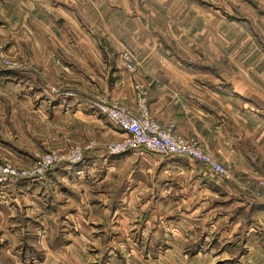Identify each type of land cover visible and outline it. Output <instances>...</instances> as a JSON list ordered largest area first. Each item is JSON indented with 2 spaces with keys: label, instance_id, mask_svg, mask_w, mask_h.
<instances>
[{
  "label": "rangeland",
  "instance_id": "374dc122",
  "mask_svg": "<svg viewBox=\"0 0 264 264\" xmlns=\"http://www.w3.org/2000/svg\"><path fill=\"white\" fill-rule=\"evenodd\" d=\"M36 1L39 2V0ZM43 1L55 7V9L50 8L45 11L47 14L51 12L54 16L59 14L61 21L59 29L61 34H64L61 37H64L65 40H74L70 31L75 29L77 40V36L83 39L86 35L92 40L95 38L97 42L100 40L105 43L106 37H111L110 35L113 34L111 25L115 21L125 19L127 20L125 22H128L134 19L135 22L138 21L139 26L142 27L141 30L146 34H149L148 29L150 33L156 34L158 46L168 49L172 53L185 50L191 53L196 60L189 63L212 66L215 73L209 76L210 80L250 84L251 87H246V91L254 96L264 98V87L259 89L255 85L259 82L264 83V0H194L197 4L199 2L206 4L203 6L204 8H207V5L210 6H208L210 9L203 11L209 12L208 15H204L206 19L220 20L221 42L219 48L218 43L212 44L214 45L213 50H217L219 54L215 57L214 55L210 56L209 58H214L208 60L197 58L207 50L196 43V40L193 41L195 43L189 44L180 42V27H167L165 26L166 21L163 19L153 18L154 11L149 9L151 0ZM152 1L162 7L166 6L163 4L164 2L173 3L175 15L182 13L181 6L189 5L191 7L193 4L191 0ZM156 11L161 13L156 14L157 16H163L162 9ZM191 13L190 11L189 16ZM119 15L122 16L119 17ZM70 19H76L75 28L72 23L68 22ZM46 25L48 26L45 23L44 26ZM14 29L18 30L13 36L15 42L6 43L7 51L4 43L0 41L2 50L0 67L19 70L21 65L18 52L25 46V42L21 41L20 43L18 39L26 33H20V28ZM23 29L26 31L29 28ZM45 30L51 31V28L45 27ZM32 34L35 35V28H33ZM233 34L236 39L235 45H232L233 39L230 38ZM60 42L62 41L60 40ZM93 51H95L94 47ZM209 51H211L210 48ZM125 53L131 56V67H128L124 60ZM121 56L125 68L133 71L134 59L131 52L124 50ZM137 83L143 84L139 81L134 83V108L102 100L99 96L93 99V106L95 103L103 102L136 112L137 90L135 86ZM18 88L5 95L7 97L5 103L3 94H0V212L6 210V205L2 201L5 197H7V212L11 213L29 212L33 204L31 203V206L27 203L29 199L27 196L35 198L39 195L48 199L57 193L56 200H65L64 194H67V191L64 189H66L65 186L70 185L67 184V181L61 182L63 185L60 189L55 187L52 182L45 188L44 184L40 182H44L53 166L79 163L87 152H100L106 154L107 158L130 151L144 152L141 153L143 155L153 153L155 157L143 160L144 165L149 164L146 168H151L150 171L143 169L142 173L141 170V176L149 175V172L152 174L154 168L152 165L156 164V168L157 163L165 159L189 162L188 159L181 156L149 152L142 147L132 146L125 135L115 132L114 125L108 117L100 113L106 119L107 124L105 119L102 124H99L94 120L95 118L93 121L77 120L76 118V122L72 120L74 117L69 120L68 117L63 119L58 116L51 119L50 111L46 107L39 108L35 102H23L17 98L19 97ZM146 90L148 101L149 90L147 87ZM161 125L170 128L173 132L171 126ZM123 142L128 143L126 146L128 150L120 154L109 155L111 147ZM77 150L82 152L81 160L78 162L67 160ZM208 153L213 156L210 152ZM213 157L226 171L225 175L220 178L227 177L226 181L230 183H226L227 186L223 187L226 190L221 188L222 192L218 187L216 192L211 187L203 185L205 176L213 178L215 181L218 175L211 171V173L208 171L204 173V170L195 164L198 162L193 160H190L192 164L182 161L183 169L180 170L168 169L169 167L166 166L164 168L168 170L160 173L156 170V175L159 173L168 179L170 173L176 174L175 176L178 178L179 174H182L180 181L185 186L181 190L171 186V191L166 194V198L162 197L163 195L160 198L151 197L152 193H156L153 179L137 181L135 191L130 195L127 192L131 191L132 186L127 189L125 188L126 181L123 182V187L122 183H117L122 176L126 180L136 155L131 154L127 157L130 159H119L118 171L116 169L109 171L110 175L105 182L99 183V175L94 171L92 176L88 175L87 183L76 181L75 184L68 186L75 190L74 200L83 198V200L94 202L96 210L91 214L96 216L99 214L97 212L99 207L104 206V193L110 188L111 197L115 201L120 194L119 190L123 188L127 189L124 203L121 206L113 204L118 205L116 208L118 210L115 212H112L110 208L106 213L104 209H99L100 214H106L101 219L95 217L83 220V218L71 215L69 219L71 223L69 222V227H67L71 230L69 235L56 234L54 231L58 229L53 231L59 226L55 223L59 221L57 216L55 219L48 220L47 230L44 233L38 230V227L42 226L40 223L30 222L29 232H25L19 237L22 241L21 244L28 247L24 254L35 258L42 257L43 251L40 250L43 248L42 245L45 246L48 243L51 246H58L55 243L62 242L68 244V247L64 245L63 249L58 250L59 252L52 258L58 262L57 264H264V250L260 249V242L263 239L258 221L254 220V231L249 235V231L245 230V227L248 226V224L246 225L248 218L243 214L234 218L232 214L238 205L243 206V204L241 202L230 204H228L229 201L222 202L224 198H227L223 196L226 194L223 191L244 199V195L258 196L261 187L252 186L251 188L250 186L249 188L241 180L229 179L227 167L217 157ZM116 172L119 174L118 177H116ZM94 174L97 175V179ZM81 176L82 178L79 180L83 178L84 181L87 180L84 173ZM61 178L60 180H62ZM231 178H233L232 175ZM116 179L119 180L115 181ZM33 180L38 181L39 186H36V182L33 183ZM262 182L264 181L261 179ZM222 185L225 184L222 182ZM159 188L164 192L163 186ZM47 203H50L47 205L48 210L51 211L58 207L60 211L62 210V215L65 212H76L77 209L83 211L81 203H78V206L73 203H58L57 206L54 205L55 202ZM35 221L39 222L37 219ZM9 224L11 222L7 220V231L10 229ZM67 228L63 226L64 231H67ZM59 230L62 232V227ZM245 241L250 250L244 248ZM0 263L14 264L10 257L2 256H0Z\"/></svg>",
  "mask_w": 264,
  "mask_h": 264
},
{
  "label": "crops",
  "instance_id": "0c3cea01",
  "mask_svg": "<svg viewBox=\"0 0 264 264\" xmlns=\"http://www.w3.org/2000/svg\"><path fill=\"white\" fill-rule=\"evenodd\" d=\"M191 2L193 3L191 7L189 5L180 7L182 13L179 15L174 14V4L171 2H164L163 4L166 6L162 7L151 0L149 9L154 11V19L166 21L165 26L181 28L180 42L189 44L195 43L193 41L196 40V43L207 50L197 58L213 59L219 54L217 50H213L214 45L212 44L218 43L219 48L221 42L220 20L205 18L209 12L203 11L210 9L209 5L204 8L203 6L206 5L204 3L197 4L194 0ZM50 8L55 9L43 0H39V2L36 0H0V41L4 43L6 51V43L15 42L13 36L18 30L14 28H20V33H26L18 39L20 43L21 41L25 42V46L18 52L21 68L13 70L0 67V94L4 96V103L7 101L5 95L19 87V97L17 98L23 102H35L39 108L46 107L50 111L51 119L58 116L63 119L68 117L69 120L74 117L72 120L76 122L79 119L93 121L95 118L97 123L102 124L105 118L95 111L93 99L99 96L102 100L121 103L132 109L135 105L134 83L136 81L143 83L149 90L148 105L153 118L161 124L171 126L176 136L196 140L227 167L229 179L241 180L249 188L250 186L251 188L252 186L261 187L258 196L244 195V199L223 191V193L226 192L223 196L227 198H224L222 202L229 201L228 204L241 202L243 204V206L238 205L232 214L234 218H238L242 214L248 218L246 223L248 226L245 227V230L249 231V235L254 231V220L258 221L263 239L260 242V249L264 250V182L261 183V179L264 181V98L254 96L246 91V87H251L250 84L210 80L209 76L215 73L212 66L189 63L196 60L191 53L185 50L172 53L168 49L158 46L156 34L150 33L149 29V34H146L141 30L142 27L139 26L138 21L135 22L134 19L128 22H125L127 21L125 19L115 21L111 25L113 34L110 35L111 37H106L105 43L100 40L97 42L95 38L92 40L86 35L83 39L77 36V40L75 29L70 31L74 40H65L64 37H61L64 34H61L59 29L61 26L59 14L54 16L52 12L50 14L45 12ZM200 8L202 9L199 10ZM160 9L163 10V16L156 15L161 14L156 11ZM190 11L192 13L189 16ZM121 16L119 15V17ZM68 22L72 23L75 28L76 19H70ZM45 23L48 26H44ZM45 27H50L51 31L45 30ZM23 28L29 29L25 31ZM33 28H35V35L32 34ZM9 29L11 30L9 31ZM230 38L233 39L232 45H235V35L233 34ZM93 47L95 51H93ZM124 50L130 51L132 54L133 71L125 68L123 60H121ZM213 55V58H209ZM255 85L259 89L264 87L262 82ZM104 121L106 122V119ZM113 128L115 132L123 134L117 127L113 126ZM141 153L130 151L107 158L106 154L100 152H87L79 163L53 166L44 182L40 183L44 184L46 188L52 182L59 189L63 185L61 182L64 181L70 185L75 184L76 181L87 183L88 175L92 176L94 171L99 175L100 181L98 182L102 183L109 177V171L114 169L118 171L119 159H130L127 157L132 154L136 155V158L131 163L133 165L130 166L131 169L126 180L123 176L120 181H117L119 179L115 180L117 183H122V187L123 182L126 181L125 188L128 189L129 186H132L131 191L127 192V189L122 188L119 190L118 199L114 201L109 188L104 193V206H100V210L104 209L105 213L109 208L112 212L118 210L116 209L118 205L113 204L121 206L124 203L126 192L128 195L133 193L137 185L136 182L140 180L153 179L155 181L156 193L151 194L153 198H160L162 195L165 197L170 193L171 186L177 187L179 190L185 186L180 181L182 174H179L178 178L175 176L176 174L170 173L169 179L159 174L172 168L183 169L181 162L185 160L165 159L159 161L156 168V164L152 165L154 167L152 174L149 172V175L141 176V170L143 173V169L148 171L151 169L146 168L149 164L144 165L143 160L155 157L153 153L144 155ZM188 160L189 162L185 161V163L192 164L191 159ZM195 164L201 167L204 173L210 172L202 163ZM165 166L169 168H164ZM156 170L159 172L157 175ZM83 173L85 179L87 178L85 181L84 178L79 180ZM115 174L118 177L119 174L117 172ZM94 175L97 179V175ZM226 179L227 177L220 178L218 175L217 180L214 181L213 178L205 176L203 185L211 187L214 191L217 190V187L221 190L227 186L226 183L230 184ZM211 181L213 183H210ZM34 182H36V186H39L38 181L33 180ZM222 182L225 185H222ZM70 185L65 186L64 190L67 191V194H64L65 200H56L57 193L48 199L39 195L35 198L27 196L31 199V201L28 199L27 203L34 206L29 212H7V197L2 200L6 205V210L0 212V256L10 257L14 264H57L58 262L52 258L59 252L58 250L63 249L64 245L68 247V244L56 242L55 245L58 244V246H51L48 243L45 246L42 245L43 248H40L43 251L42 257L35 258L24 254L28 247L21 244L22 241L19 237L25 232H29L30 222L40 223L42 226H39L38 230L44 233L47 230L48 220L55 219L57 216L59 221L55 223L59 226L53 231L58 229L54 231L56 234L69 235L71 230L67 227L71 223L69 221L71 215L83 218V220L95 217L101 219L106 215L100 214L99 209L97 210L99 214L96 216L91 214L96 210V205L92 201H86L83 198L74 200L75 190L69 188ZM161 186L164 187V192L160 190ZM47 202H55V206L58 203H73L77 206L78 203H81L83 211L77 209L76 212H65L62 215V210L60 211L58 207L51 211L48 210L47 205L50 203ZM60 207L63 208L61 205ZM12 219L14 220L12 221ZM7 220L11 222L8 231ZM63 226L67 228V231L63 230ZM60 227H62V232L59 230ZM247 245L245 241L244 248L250 250Z\"/></svg>",
  "mask_w": 264,
  "mask_h": 264
},
{
  "label": "built area",
  "instance_id": "2783aa9c",
  "mask_svg": "<svg viewBox=\"0 0 264 264\" xmlns=\"http://www.w3.org/2000/svg\"><path fill=\"white\" fill-rule=\"evenodd\" d=\"M0 48V54L1 52ZM124 60L130 66L131 56L124 54ZM1 63V56H0ZM136 112H131L114 104L95 103L96 112L108 117L110 122L122 132L127 140L135 147H142L149 152H158L172 156H181L197 161L206 168L219 175L224 176L226 171L222 165L202 147L196 140H185L176 136L170 128H166L150 116L148 110L147 90L144 84L137 83ZM128 143H118L111 147L109 153L120 154L128 148ZM82 152L77 150L67 160L78 162L81 160Z\"/></svg>",
  "mask_w": 264,
  "mask_h": 264
}]
</instances>
